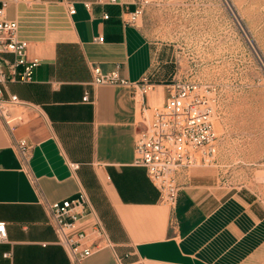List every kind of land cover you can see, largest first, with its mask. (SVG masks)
I'll use <instances>...</instances> for the list:
<instances>
[{"label":"crops","instance_id":"crops-1","mask_svg":"<svg viewBox=\"0 0 264 264\" xmlns=\"http://www.w3.org/2000/svg\"><path fill=\"white\" fill-rule=\"evenodd\" d=\"M66 2L74 5L73 15ZM135 5L23 0L7 8L30 55L40 60L32 82L11 84L8 91L40 114L13 113L15 136L33 146L37 187L20 170L0 122V221L8 241L0 244V264H68L41 199L53 203L79 190L109 243L83 264H264V199L252 188L230 191L220 185L228 180L215 167L194 168L171 208L134 164L139 107L161 106L163 86L153 84L134 100L131 87L91 83L93 67L107 73L116 65L130 83L143 76L153 83L154 43L138 24L125 22ZM99 36L103 42L95 43ZM69 163L78 169L71 171ZM8 251L9 259L2 256Z\"/></svg>","mask_w":264,"mask_h":264},{"label":"built area","instance_id":"built-area-1","mask_svg":"<svg viewBox=\"0 0 264 264\" xmlns=\"http://www.w3.org/2000/svg\"><path fill=\"white\" fill-rule=\"evenodd\" d=\"M20 1L23 0H0V122L17 154L20 170L31 185L37 187V179L30 168L33 146L26 138L15 136L16 118L13 113L15 109H20L22 114L31 111L39 115L40 111L8 91L11 84L32 82L34 71L40 64L39 58L30 55L29 42L19 37L17 22L6 17L7 8ZM96 2L117 4L118 0ZM65 5L68 14L73 15L74 5L70 2ZM90 5L83 3L86 10ZM141 16L142 7L135 5L127 13L125 22L135 26ZM102 18L107 20L108 15L103 14ZM103 40L101 36L93 39L95 43H102ZM91 77L94 86L131 87L134 100L154 87L146 76L138 83H130L120 74L118 65L107 73L93 67ZM163 88L165 100L161 106L151 109L139 107L133 141L134 164L145 169L150 182L159 192L160 201L173 208L181 181L187 180L189 172L216 163L218 145L214 123L217 110L210 86L199 79H173ZM82 101H88L87 93H84ZM78 167L76 163H69L71 171ZM41 204L53 229L55 244L65 251L68 264H83L95 252L109 246L105 230L94 216L82 190L71 198L53 203L42 198ZM7 242L6 225L0 221V244ZM2 256L9 259L11 252Z\"/></svg>","mask_w":264,"mask_h":264},{"label":"rangeland","instance_id":"rangeland-1","mask_svg":"<svg viewBox=\"0 0 264 264\" xmlns=\"http://www.w3.org/2000/svg\"><path fill=\"white\" fill-rule=\"evenodd\" d=\"M154 43L153 84L199 79L217 118L214 169L264 199V0H136Z\"/></svg>","mask_w":264,"mask_h":264}]
</instances>
